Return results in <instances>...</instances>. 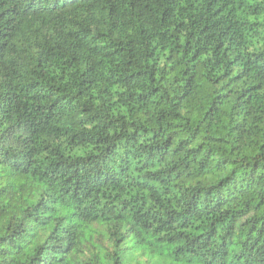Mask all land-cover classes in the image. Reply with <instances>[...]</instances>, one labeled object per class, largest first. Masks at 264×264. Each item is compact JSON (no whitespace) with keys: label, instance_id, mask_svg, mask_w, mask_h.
Here are the masks:
<instances>
[{"label":"trees","instance_id":"16d2710c","mask_svg":"<svg viewBox=\"0 0 264 264\" xmlns=\"http://www.w3.org/2000/svg\"><path fill=\"white\" fill-rule=\"evenodd\" d=\"M0 264H264V0H0Z\"/></svg>","mask_w":264,"mask_h":264}]
</instances>
